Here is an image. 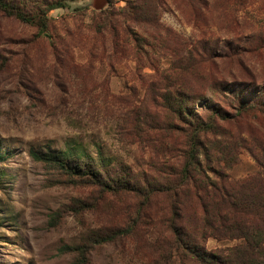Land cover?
Returning a JSON list of instances; mask_svg holds the SVG:
<instances>
[{
  "label": "rangeland",
  "instance_id": "1",
  "mask_svg": "<svg viewBox=\"0 0 264 264\" xmlns=\"http://www.w3.org/2000/svg\"><path fill=\"white\" fill-rule=\"evenodd\" d=\"M55 1L14 0L27 15ZM48 15L40 34L0 13V264H240L238 241L184 238L201 232L199 210L189 192L175 210L185 143L160 96L175 67V83L229 113L236 100L208 91L213 78L264 102V0H77ZM182 51L193 55L181 62ZM263 113L202 139L223 153L203 185L222 173L235 186L260 181ZM97 153L113 191L36 156Z\"/></svg>",
  "mask_w": 264,
  "mask_h": 264
},
{
  "label": "trees",
  "instance_id": "2",
  "mask_svg": "<svg viewBox=\"0 0 264 264\" xmlns=\"http://www.w3.org/2000/svg\"><path fill=\"white\" fill-rule=\"evenodd\" d=\"M76 1L44 2L34 15H27L14 0H0V13L21 23L35 26L41 34L48 28L50 12L64 9L68 3ZM191 55H193V51H182V57H179L180 61L190 59ZM176 70L183 71L182 68ZM176 70L175 67L169 70L174 75L171 78L172 75L169 74L166 81L169 79L172 81L163 87L160 96L163 109L172 117V120L175 119V125H171L175 128V135L183 136V143H185V147L179 151L180 160L178 159V165L175 167V177H177L175 180V210L177 206L189 202L184 195L189 192L191 202L196 210H199L198 229L201 230L196 235L192 230L186 231L184 238L194 247H197L202 234L217 240L238 241V246L242 249L239 251H242L241 256H243L240 264L257 263L251 256L257 257L260 250L264 251V174L259 173L261 177L256 174L260 177V181L255 182L251 179V183H242L240 186L233 185L230 177L225 176L224 173L219 176L217 181L208 180L204 185L198 176L202 173L203 168L209 166L212 158L218 160L216 156L223 154L221 150L214 148V157L210 156L202 144V139L207 138V135L218 136L220 129L224 128L223 124L241 121L255 112L263 113L264 102H244L245 98L242 95L244 90L230 89L231 85L228 86L221 81L213 80V78L208 85V91L228 92L236 100V104L230 105L233 113H229L219 103H215L212 97L197 93L184 84L175 83ZM195 105H199L207 111H196ZM36 156L40 161L48 164L51 169L69 179L88 178L103 190L106 188L113 191L112 183L114 181L109 180L112 182L110 187V183H106L101 178L109 166L106 165L105 159L99 153H97L96 159L84 155L82 158L78 156L73 159L65 154ZM207 170L215 171L212 167ZM252 185L255 186L250 188ZM134 190V187L128 189V191ZM106 239L102 240L106 241ZM76 250L80 251V247H77Z\"/></svg>",
  "mask_w": 264,
  "mask_h": 264
}]
</instances>
